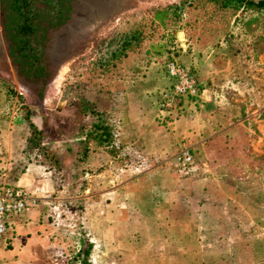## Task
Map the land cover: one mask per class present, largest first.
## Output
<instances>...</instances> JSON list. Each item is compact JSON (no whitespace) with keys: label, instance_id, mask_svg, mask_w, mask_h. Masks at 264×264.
<instances>
[{"label":"crops","instance_id":"crops-1","mask_svg":"<svg viewBox=\"0 0 264 264\" xmlns=\"http://www.w3.org/2000/svg\"><path fill=\"white\" fill-rule=\"evenodd\" d=\"M234 47L239 48L237 56L232 55ZM263 54L264 39L251 32L226 45L167 53L193 67L202 82L204 77L215 84L237 66L241 75L256 67L264 70ZM145 73L137 80L130 72L122 75L123 90L111 94L114 105L118 103L110 108V125L117 134L111 144L87 139L84 133L49 142V155L27 153L23 146L35 143L42 115L28 106L6 121L0 104V182L40 197L38 206L8 220L0 264H61L87 238L93 242L91 264H203L194 254V242L201 238L198 229L212 236V224L221 221L208 206L214 203L211 188L219 184L212 168L215 148L230 140L238 125L206 89L201 103L186 102L167 128L152 103V93L164 80H150L154 75ZM62 142L76 150L67 154L75 153L77 159L54 151L55 143ZM184 148L207 159L203 174L189 173L196 165L178 171L175 157ZM135 157L143 160L139 174L131 167ZM117 170L121 173L114 178ZM80 207L88 208L85 229L78 222Z\"/></svg>","mask_w":264,"mask_h":264},{"label":"rangeland","instance_id":"rangeland-1","mask_svg":"<svg viewBox=\"0 0 264 264\" xmlns=\"http://www.w3.org/2000/svg\"><path fill=\"white\" fill-rule=\"evenodd\" d=\"M120 3L121 7L108 11L105 18H94L93 12L84 17L88 11L84 7L80 10L87 21V30L81 40L75 42L71 53L54 61L48 73L52 76L51 80L41 97H36L30 85L17 77L10 58L4 53V47L0 46L3 50L0 55V104L5 108V118L8 117L5 120L13 119L15 113L28 106L37 108L43 117V127L34 143L36 147L34 144H30L29 148L25 145V152L49 155V142L76 138L90 130L91 125L100 118L108 119L105 115L96 116L91 111L98 106L95 104V87L107 86L102 84L107 79L100 80L101 73L108 72L107 65L109 61L112 62V55L135 28L146 30L150 22L157 21L154 19L156 11L166 9L165 25H159L153 36L155 39L140 48L138 54H129L128 62L120 68V76L130 72L128 75L137 80L149 71L154 75L150 80L162 78L164 86L167 81L164 65L170 56L167 53L178 54L182 48L189 49L188 39L192 37L210 36L207 40L210 42L218 39L221 33V27L214 29L208 24L196 26L199 19L204 23L210 21L206 18L209 14L192 10L194 4H202L198 0H121ZM91 5L92 2L89 5L86 3L88 8ZM75 23L68 28L69 37H74L80 26ZM190 46L196 50L205 48L195 41ZM147 49L148 52L145 51ZM167 49H170L169 52ZM261 74L264 75V70L256 67L245 77H234L229 72L221 84H215L209 78L203 77L205 84L201 80L209 89L216 106L222 108L238 125L231 130V139L219 143L215 148L217 157L213 159L212 168L219 184L211 188L214 203L208 206L220 215L221 221L212 224L215 228L212 236L206 237L199 232L203 245L199 246L201 255L197 253V256H201L205 264H264V112L260 113L264 107V76ZM10 91L13 95H10ZM54 146L56 153L63 151L66 157L75 155V159L78 158L75 153L67 154V151L76 150L65 148L63 142ZM195 161L202 173L207 167V159L200 153ZM120 173L117 170L116 174L111 175L116 178ZM87 209H84L86 214ZM87 220L86 216L85 228ZM7 231L0 240V248L6 242ZM76 257L77 250L61 264H77L74 262Z\"/></svg>","mask_w":264,"mask_h":264},{"label":"trees","instance_id":"trees-1","mask_svg":"<svg viewBox=\"0 0 264 264\" xmlns=\"http://www.w3.org/2000/svg\"><path fill=\"white\" fill-rule=\"evenodd\" d=\"M202 4H194L192 7V10L202 12L203 14H209V16H206L207 19H209V22H200V19L196 23V26H204V25H211L214 26V29H217L216 27H221V33L219 34V38L216 40H210L208 42L207 40L209 39L210 36H207L205 38L203 37H196L194 39L193 37L191 39H188L190 41V44H188V48L190 49L193 43V41L197 42L200 44V46H209L213 44L214 46L221 45V44H228L230 41H235L237 42L238 39L241 38L243 34L246 32H251L257 39H264V0H198ZM192 4V3H189ZM175 16V12H173ZM220 15V16H219ZM212 17V19H211ZM222 18L221 20H218ZM154 19L156 22H150L149 27L144 30L143 28H135L128 39H125L120 45V49L117 50L112 55V62L109 61L108 72L101 73V79L106 80L107 82L103 81L102 84H107L106 87H103V85H99V87L95 90L96 97H95V104L98 105L97 107L91 109V111H94V114L96 116H101L103 117L104 115L108 117V119H105V117L100 118L96 123H93L91 125V129L86 131V137L87 139L91 140H96L99 143L104 142L103 144H111L113 143V140L115 141V137L117 136L116 131H112V126L110 125V118H114V116L111 115L110 108L118 106L114 105L113 101H111V94H117L119 95L120 92L123 90L122 86L123 83L120 82L119 80L121 79L120 71L121 67L124 66L128 62L129 54L131 55H136L139 53V49L142 48L145 44L148 42L153 41L155 38L153 37L155 32L157 31L159 25H165L166 20H167V11L165 10H158L155 12ZM255 24L256 27H253L251 25ZM250 28V30L246 31L245 29ZM213 36V35H212ZM207 41V43H204ZM25 43V41H24ZM164 43V42H163ZM167 46V45H165ZM24 48V47H23ZM170 49H167L169 52ZM148 52V49L145 50ZM239 48L234 47L233 54L234 56H237L236 54L238 53ZM230 52V50H228ZM21 55H27V53L22 52ZM250 56V59L253 58V55H248ZM174 58L173 56H169L167 60ZM166 60V61H167ZM256 69V68H255ZM254 69V70H255ZM110 70V71H109ZM252 71H246L245 74L241 75L242 68L241 67H236L235 70H232L230 74L233 76H243L245 77L247 73L251 74ZM164 71H165V66H164ZM165 76H166V83L162 87V89H157L155 93H152L153 95V100L152 103L157 109L156 106V98L157 95L164 90L168 86V77L165 71ZM261 76H264L261 74ZM201 88L207 89L206 85H201ZM10 95L12 94V91L9 92ZM42 93H38V96L41 97ZM202 100H197L196 105L201 103ZM186 102L183 103V105ZM100 105V106H99ZM183 107V106H182ZM264 112V107L260 110V113ZM160 119L163 121L162 123L167 127H171L174 125L175 121L177 120V116L174 117H167L164 118L162 115L159 113L158 114ZM112 116V117H111ZM29 117V113L26 118ZM169 120L170 122H168ZM33 126V124H31ZM36 130V129H35ZM40 132L36 131V134ZM36 143V142H35ZM193 153V151H191ZM193 155V162L189 165H180L178 164V171L179 170H186L189 167H192L193 165H196L197 169L193 172L189 173H200L198 168H200V165L195 161L196 158ZM143 160L139 158H134L133 164H131L132 169L138 170H144V165H143ZM196 162V163H195ZM206 164V163H205ZM205 167V165H204ZM124 168H126L124 166ZM206 168V167H205ZM207 171V170H206ZM188 173V174H189ZM79 217H78V222L79 226L81 229H85V224H84V219L87 216L85 213L86 210L85 208L80 207L79 208ZM51 215H45L44 217L48 219ZM199 232L203 233L201 230ZM91 240L90 238H87L83 240V242L80 244V247L77 250V257L74 260V262H78L77 264H91L89 261V256H90V251L89 245H93V242L89 241ZM199 243L194 242V254L197 260L201 261L203 264H205L204 260L202 257H198L197 253L201 255V249H199V246L203 245V242L199 238ZM85 243L87 244L86 248L83 249Z\"/></svg>","mask_w":264,"mask_h":264},{"label":"flooded vegetation","instance_id":"flooded-vegetation-1","mask_svg":"<svg viewBox=\"0 0 264 264\" xmlns=\"http://www.w3.org/2000/svg\"><path fill=\"white\" fill-rule=\"evenodd\" d=\"M89 2L92 5L88 8L86 3L89 5ZM120 2L0 0V46L4 47V53L10 58L17 77L30 85L36 97H39L38 93H43L51 80L52 76L48 73L54 61L71 53L75 42H79L87 30V21L80 10L84 7L88 11L84 17L93 12L94 18H105V14L121 7ZM76 20L81 22L75 23ZM74 23L80 26L75 36L69 37L68 28ZM22 52L27 55H21ZM1 53L3 50L0 47Z\"/></svg>","mask_w":264,"mask_h":264},{"label":"built area","instance_id":"built-area-1","mask_svg":"<svg viewBox=\"0 0 264 264\" xmlns=\"http://www.w3.org/2000/svg\"><path fill=\"white\" fill-rule=\"evenodd\" d=\"M164 66L168 86L157 95V111L166 119L172 116H177L178 119L183 110V103L191 102L196 105L197 100L203 99L202 95L206 89L201 88L202 82L193 67L175 58L165 61ZM175 158L178 164L189 165L193 162V153L190 149L184 148ZM114 181V178L110 179V182ZM39 202L40 197L36 194L28 193L17 185L0 182V240L7 231L10 218L20 217L38 206ZM86 246L85 243L83 249Z\"/></svg>","mask_w":264,"mask_h":264}]
</instances>
